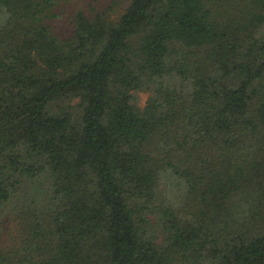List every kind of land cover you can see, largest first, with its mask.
<instances>
[{
    "label": "trees",
    "instance_id": "16d2710c",
    "mask_svg": "<svg viewBox=\"0 0 264 264\" xmlns=\"http://www.w3.org/2000/svg\"><path fill=\"white\" fill-rule=\"evenodd\" d=\"M0 264H264V0H0Z\"/></svg>",
    "mask_w": 264,
    "mask_h": 264
},
{
    "label": "rangeland",
    "instance_id": "374dc122",
    "mask_svg": "<svg viewBox=\"0 0 264 264\" xmlns=\"http://www.w3.org/2000/svg\"><path fill=\"white\" fill-rule=\"evenodd\" d=\"M54 25H55V29L58 32H60L62 34H65V33L67 34L68 33L67 32L68 31V27H67L68 24L66 23L65 18H58ZM141 99L144 102L145 99H146V95L142 94L141 95Z\"/></svg>",
    "mask_w": 264,
    "mask_h": 264
}]
</instances>
